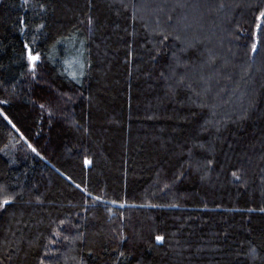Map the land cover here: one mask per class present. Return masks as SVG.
Returning a JSON list of instances; mask_svg holds the SVG:
<instances>
[{"label": "trees", "instance_id": "1", "mask_svg": "<svg viewBox=\"0 0 264 264\" xmlns=\"http://www.w3.org/2000/svg\"><path fill=\"white\" fill-rule=\"evenodd\" d=\"M262 10L0 0V264H264Z\"/></svg>", "mask_w": 264, "mask_h": 264}, {"label": "snow or ice", "instance_id": "2", "mask_svg": "<svg viewBox=\"0 0 264 264\" xmlns=\"http://www.w3.org/2000/svg\"><path fill=\"white\" fill-rule=\"evenodd\" d=\"M258 19H264V10L260 11ZM256 27H257V29H259L260 25L257 24ZM256 51H257V45L254 43L252 45V52L255 53ZM36 59H38V57L32 56L31 53H29V60L35 61ZM5 119H7V117H5ZM33 150L35 151V149H33ZM9 203H10V201L8 199H4L3 202H2V205H8ZM2 205H0V206H2ZM156 239L158 241H162L163 237H159L158 236V237H156Z\"/></svg>", "mask_w": 264, "mask_h": 264}, {"label": "rangeland", "instance_id": "3", "mask_svg": "<svg viewBox=\"0 0 264 264\" xmlns=\"http://www.w3.org/2000/svg\"><path fill=\"white\" fill-rule=\"evenodd\" d=\"M31 55L37 57L35 54H32V53H31ZM35 61H36V60H35ZM35 61H32V63H34Z\"/></svg>", "mask_w": 264, "mask_h": 264}, {"label": "water", "instance_id": "4", "mask_svg": "<svg viewBox=\"0 0 264 264\" xmlns=\"http://www.w3.org/2000/svg\"><path fill=\"white\" fill-rule=\"evenodd\" d=\"M28 53H31L30 49L28 50Z\"/></svg>", "mask_w": 264, "mask_h": 264}]
</instances>
